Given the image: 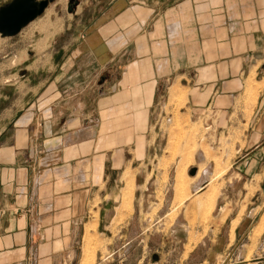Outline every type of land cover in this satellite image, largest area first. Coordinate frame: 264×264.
I'll use <instances>...</instances> for the list:
<instances>
[{"label":"crops","instance_id":"0c3cea01","mask_svg":"<svg viewBox=\"0 0 264 264\" xmlns=\"http://www.w3.org/2000/svg\"><path fill=\"white\" fill-rule=\"evenodd\" d=\"M70 2L46 78L0 114V264H66L91 203L156 142L169 88L230 114L264 64V0Z\"/></svg>","mask_w":264,"mask_h":264},{"label":"rangeland","instance_id":"374dc122","mask_svg":"<svg viewBox=\"0 0 264 264\" xmlns=\"http://www.w3.org/2000/svg\"><path fill=\"white\" fill-rule=\"evenodd\" d=\"M71 8L70 0H49L18 34L0 33V114L44 81L51 47L70 35L60 32L75 21ZM182 84L169 88L150 132L157 140L133 152L145 159L126 171L124 187L117 181L115 200L106 210L100 199L91 203L66 264H264V64L230 114L193 109L197 89Z\"/></svg>","mask_w":264,"mask_h":264},{"label":"water","instance_id":"95a60500","mask_svg":"<svg viewBox=\"0 0 264 264\" xmlns=\"http://www.w3.org/2000/svg\"><path fill=\"white\" fill-rule=\"evenodd\" d=\"M49 0H12L0 7V33L18 34L26 25L44 13Z\"/></svg>","mask_w":264,"mask_h":264},{"label":"bare ground","instance_id":"6f19581e","mask_svg":"<svg viewBox=\"0 0 264 264\" xmlns=\"http://www.w3.org/2000/svg\"><path fill=\"white\" fill-rule=\"evenodd\" d=\"M173 96V95H172ZM131 180V179H130ZM180 181V180H179ZM184 181V180H183ZM131 182V181H130ZM209 182H211V181H209ZM184 185V184H183ZM200 189H202V187H200ZM126 194V193H125ZM126 196V195H125ZM87 233H88V231H87ZM90 237V236H89ZM89 237H88V239H89ZM89 241V240H88ZM88 243H90V242H88ZM88 249V248H87ZM88 254V253H87ZM87 256V255H86ZM89 256V255H88ZM88 258V257H87ZM85 262V261H84Z\"/></svg>","mask_w":264,"mask_h":264}]
</instances>
